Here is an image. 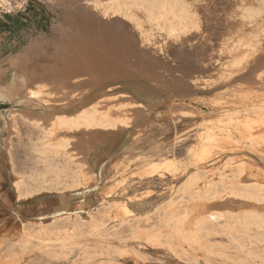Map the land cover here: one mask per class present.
Segmentation results:
<instances>
[{"label":"rangeland","instance_id":"obj_1","mask_svg":"<svg viewBox=\"0 0 264 264\" xmlns=\"http://www.w3.org/2000/svg\"><path fill=\"white\" fill-rule=\"evenodd\" d=\"M64 1L0 16V87L22 74L32 89L28 109L0 99V264H263L264 0H183L189 27L169 38L138 11L146 34L131 23L133 45ZM79 16L98 30L86 36ZM99 40L129 62L107 96L57 70ZM211 213L221 224L201 231Z\"/></svg>","mask_w":264,"mask_h":264},{"label":"bare ground","instance_id":"obj_2","mask_svg":"<svg viewBox=\"0 0 264 264\" xmlns=\"http://www.w3.org/2000/svg\"><path fill=\"white\" fill-rule=\"evenodd\" d=\"M52 4H55V5H58V0H49ZM81 1V4L83 5V10H84V12L86 13L87 12V16L89 15H93L94 16V18H95V21H90L89 20V18L90 17H80L81 18V22H80V26H82L83 28H85L86 27V30L88 31V34H86V36L88 35V36H90V34H89V32L91 31V30H93L94 31V27H92V28H90L91 27V25L90 24H88L89 23V21H90V23L92 24V23H94L95 22V25H97V27H98V29L95 27V29H97L98 30V32L100 31V33H103L102 35H104V33L106 34L107 32H111L112 34H114V33H119V35H117V34H115L114 36H118L119 38H121V39H119L118 41H122V42H125V43H129L130 45L132 44H141V42H143V41H141V37H140V41H137V39L135 38L136 36H138V33L135 31V33H136V36H133V35H129V31H128V29H130L131 30V27L133 26V24L140 30V33L141 34H144L145 32H143L144 30H142V28H143V26H144V21L146 20V22L150 25V28L152 29V30H154V31H158V33L160 32V34H162V36L164 35V37L165 36H168V38L170 37V36H174L176 33H179V32H181V31H183V30H185L187 27H189V23H190V21H189V15H190V11L191 10H189V7L186 5V3L183 1V0H95L96 2H95V6H94V8H93V10H98V12H100V14H103L104 15V18H101V17H99V15H97V12L96 13H94L93 11H91L90 10V8L87 6V0H80ZM196 1V0H195ZM207 1V0H206ZM210 1V0H209ZM229 1H231V0H229ZM244 1V0H243ZM258 1V0H257ZM263 1V0H262ZM63 2V4H64V0H60V3H62ZM191 2V1H190ZM189 2V3H190ZM216 2V1H215ZM218 2V1H217ZM219 2H220V0H219ZM218 2V3H219ZM222 2V1H221ZM224 2V1H223ZM237 2V1H236ZM242 2V1H241ZM254 2H255V0H254ZM254 2H253V4L252 5H257L258 4V2H257V4L255 3L254 4ZM196 3V5L198 6L199 4H200V2L199 3H197V2H195ZM195 3H194V5H195ZM225 3H227L228 5H230L229 3H228V1L227 2H225ZM232 3V2H231ZM246 3V2H245ZM247 3H248V1H247ZM260 3H263V2H260ZM93 4V3H92ZM210 4H212L211 3V1H210ZM214 4V3H213ZM217 4V3H216ZM221 4V3H220ZM235 4V3H234ZM239 4V3H238ZM237 4V5H238ZM249 4H251L250 2H249ZM193 5V6H194ZM202 5V4H201ZM200 5V6H201ZM223 6H224V3L222 4ZM222 5H220V6H222ZM261 5V4H260ZM259 5V6H260ZM61 6H63V5H61ZM197 6H196V8H197ZM204 6H206V5H203V7ZM208 6V5H207ZM206 6V7H207ZM215 6V5H214ZM227 6V5H226ZM233 6V5H232ZM236 6V5H235ZM245 6V5H244ZM243 6V7H244ZM258 6V7H259ZM262 6H264V5H262ZM91 7V6H90ZM192 7V6H191ZM199 7V6H198ZM212 7V5L210 6V8ZM218 7V6H217ZM225 7V6H224ZM239 7V6H238ZM248 7H249V5H248ZM257 7V6H256ZM261 7V6H260ZM82 8V7H81ZM201 8V7H200ZM205 8V7H204ZM202 9V10H205V9ZM230 9V7H228L227 6V9ZM246 8V7H245ZM264 8V7H263ZM67 9V8H66ZM207 9H208V7H207ZM64 10H65V7H64ZM199 10H201V9H199ZM218 10V9H217ZM88 11H90L91 12V14H88L89 12ZM138 11H142V12H144V14H145V20H142L140 17L141 16H139L138 14H137V12ZM213 11V10H212ZM229 11V10H228ZM258 11V10H257ZM264 11V10H263ZM83 12V13H84ZM194 12V11H193ZM202 12V11H201ZM204 12V11H203ZM206 12V11H205ZM218 12V11H217ZM233 12V11H232ZM241 12V11H240ZM239 12V13H240ZM84 13V14H85ZM191 13H192V11H191ZM238 13V12H237ZM238 13V14H239ZM242 13V12H241ZM240 13V14H241ZM244 13V12H243ZM232 14V13H231ZM234 14V13H233ZM223 15H225L224 13H223ZM237 15V14H236ZM242 15V14H241ZM84 16V15H83ZM198 16V15H197ZM201 16V15H200ZM203 17H204V14L202 15ZM206 16V15H205ZM208 16V15H207ZM221 16V15H220ZM217 17V16H216ZM223 17V16H222ZM226 17V16H225ZM237 18H238V15L236 16ZM93 18V17H92ZM91 18V20H94V19H92ZM143 18V17H142ZM192 18V17H191ZM196 16H195V20H196ZM208 18H209V16H208ZM229 18V17H228ZM234 18V17H233ZM233 18H231V21H233L234 19ZM236 18V19H237ZM252 18L253 17H251L250 16V14L248 15V19H249V23H248V25L249 24H251L253 21H252ZM216 19V18H215ZM220 19H221V17H220ZM224 19V18H223ZM222 19V20H223ZM233 19V20H232ZM235 19V20H236ZM241 18H239V20H240ZM257 19V18H256ZM198 20V19H197ZM206 20V19H205ZM211 20V19H210ZM221 20V21H222ZM226 20H227V18H226ZM234 20V21H235ZM241 20H243V19H241ZM241 20H240V22H241ZM245 20V19H244ZM125 21H126V23H125ZM202 21V20H201ZM207 21V20H206ZM216 21H217V19H216ZM228 21V20H227ZM226 21V22H227ZM203 22V21H202ZM208 22V21H207ZM212 22V21H211ZM239 22V21H238ZM237 22V23H238ZM245 22V21H244ZM258 22V21H257ZM131 23H132V26H131ZM200 23V22H199ZM219 23V22H218ZM235 23V22H234ZM234 23H233V26H234ZM254 23V22H253ZM260 23V22H259ZM87 24H88V26H87ZM147 24V25H148ZM197 24V23H196ZM207 24V23H206ZM227 24H228V22H227ZM226 24V25H227ZM236 24V23H235ZM243 24V23H242ZM255 24V23H254ZM93 25V24H92ZM201 25V24H200ZM225 25V26H226ZM241 25V24H240ZM246 25V24H245ZM248 25H246L247 26V28L249 27ZM258 25V24H257ZM129 26H130V28H129ZM214 26V25H213ZM225 26H224V28H225ZM229 26V25H228ZM251 26H252V24H251ZM256 26V25H255ZM259 26V25H258ZM82 27H81V29H82ZM88 27V28H87ZM209 27V26H208ZM227 27V26H226ZM230 27V26H229ZM228 27V28H229ZM232 27V26H231ZM230 27V28H231ZM257 27V26H256ZM91 30H90V29ZM148 28H149V26H148ZM198 28V27H197ZM234 28V27H233ZM246 28V27H245ZM254 28V27H253ZM80 29V30H81ZM133 29V28H132ZM191 29V28H190ZM203 29V28H202ZM238 29V28H237ZM252 29V28H251ZM85 30V31H86ZM90 30V31H89ZM96 30V31H97ZM134 30V29H133ZM132 30V31H133ZM136 30V29H135ZM188 30V29H187ZM204 30V29H203ZM227 30V29H226ZM230 29H228V31H229ZM233 30V29H232ZM234 30H236V29H234ZM253 30V29H252ZM257 30V28L255 29V31ZM83 31H84V29H83ZM86 31V32H87ZM96 31H95V33H96ZM138 31V30H137ZM146 31V30H145ZM149 31V30H148ZM147 31V32H148ZM199 31V30H198ZM238 31H240V30H238ZM98 32H97V34H98ZM196 32V31H195ZM222 32V31H221ZM248 32V31H247ZM258 32V30L256 31V32H254V33H257ZM81 33V32H80ZM91 33V32H90ZM93 33V32H92ZM121 33V34H120ZM134 33V32H133ZM228 33V32H227ZM231 34H233L234 33V31L233 32H230ZM241 33V32H240ZM242 33H243V31H242ZM244 33H246L245 31H244ZM83 35H84V33H82ZM81 34V35H82ZM108 34V33H107ZM146 34V33H145ZM180 34V33H179ZM189 34V33H188ZM190 34H191V32H190ZM200 34H202V33H200ZM220 34H222V33H220ZM250 34V33H249ZM83 35L82 36H80V37H82V38H85V35H84V37H83ZM109 35V34H108ZM155 35V34H154ZM187 35V34H186ZM196 35V34H195ZM244 35V34H243ZM247 35V34H246ZM94 36H96L95 34H94ZM94 36H92V37H94ZM100 37L101 35H97V37ZM107 36V35H106ZM105 35L104 36H102L103 38H105L106 37ZM110 36V35H109ZM114 36H111V37H114ZM116 36V37H117ZM191 36L192 35H190L189 37L191 38ZM232 36V35H231ZM256 36V35H255ZM110 37V38H111ZM118 37H117V39H118ZM159 37V36H158ZM161 37V36H160ZM186 37H188V36H186ZM185 37V39H187ZM199 37V36H198ZM205 37V36H204ZM222 37V36H221ZM238 37V36H237ZM253 37V36H252ZM86 38H88V37H86ZM101 38V37H100ZM110 38H109V41H110V43L112 42L111 40H110ZM138 38V37H137ZM146 38V37H145ZM162 38V37H161ZM166 38V37H165ZM189 38V39H190ZM227 39H228V36L226 37ZM232 38V37H231ZM231 38H229V39H231ZM234 38V37H233ZM92 39V38H91ZM96 39V38H95ZM98 39V38H97ZM105 39H107V38H105ZM117 39L115 38V40H113L114 42L116 41L117 42ZM139 39V38H138ZM143 39V38H142ZM157 39V38H156ZM189 39H188V41H189ZM201 39H202V37H201ZM204 39V38H203ZM212 39V38H211ZM223 39V38H222ZM229 39L227 40V41H229ZM238 39V38H237ZM251 39V38H250ZM88 40V39H87ZM92 40H94V38L92 39ZM92 40H90V43H91V41ZM103 40V39H102ZM166 40V39H165ZM169 40V39H168ZM176 40V39H175ZM200 40V39H199ZM205 40V39H204ZM224 40H226V39H224ZM234 40V39H233ZM240 40V39H239ZM244 40L246 41V40H248V39H245L244 38ZM47 41V44H49L50 42H48V40H37L35 43H34V45L35 46H37L38 47V45H41V44H43L44 46L46 45V42ZM108 41V42H109ZM161 41V40H160ZM181 41H183V40H181ZM185 41V40H184ZM183 41V42H184ZM188 41H185V42H188ZM191 41H193V39L191 40ZM243 41V40H242ZM45 44H44V43ZM98 43L99 42H101L100 40L99 41H97ZM106 41L104 40V41H102V43H104V45H102V43L100 44H98V43H96L95 44V46L94 45H88V46H93V48H91V50H88V49H85V48H83V53L82 52H77V51H75L73 54V57H72V60H71V62H69V63H63L61 66H59V68L57 69L58 70V72L60 73V74H63V75H67V78H71V76H73V77H76V78H86V79H88L89 81L90 80H92L94 83H92V81H90L92 84H94L93 85V87H92V90H91V93H92V95H94V96H98V94H99V96H100V94H103L104 96H107V91H106V87L107 86H109L110 85V83H107L106 82V80L105 79H108V78H111L110 80H116V81H118V78L120 77V76H122V74H124V70L125 69H127V65H128V63L129 62H127V60H125V59H121V57H120V54L118 53V52H115V54L114 53H111V51L110 50H112L111 49V47H110V49L107 47V49H109V51H107L106 50V48H103V47H106L105 45H106V43H105ZM108 42H107V44H108ZM121 42V43H122ZM175 42V41H174ZM173 42V43H174ZM198 42V41H197ZM205 42H207V40L205 41ZM210 42V41H209ZM218 42H220V41H218ZM217 42V43H218ZM249 42L250 41H248V44H249ZM251 42H253V41H251ZM93 43V42H92ZM113 43V42H112ZM119 44L118 46H120V45H122V44ZM125 43H123V44H125ZM153 43V42H152ZM156 43V42H155ZM154 43V44H155ZM161 43H163V41L161 42ZM169 43H170V41H169ZM181 43V42H180ZM199 43V42H198ZM200 43H202V42H200ZM204 43V42H203ZM202 43V44H203ZM214 43V42H213ZM233 43H235V42H233ZM236 43H238V41L236 42ZM129 44H128V47H129ZM160 44V43H159ZM172 44V43H171ZM170 44V45H171ZM187 44H189V43H187ZM186 44V45H187ZM193 44V43H192ZM225 44H226V42H225ZM228 44V43H227ZM230 44V43H229ZM243 44H244V41H243ZM33 45V46H34ZM42 45V46H43ZM97 45V46H96ZM99 45V46H98ZM108 45H110V44H108ZM112 45H115V47L117 46V43L116 44H112ZM148 45V44H147ZM146 45V46H147ZM151 45V44H150ZM167 45V44H166ZM194 45V44H193ZM47 46V45H46ZM123 46V45H122ZM139 46V45H138ZM36 47V48H37ZM40 47V46H39ZM123 47H125V45L123 46ZM121 48V49H124V48ZM166 47V46H165ZM32 48V47H31ZM118 49L120 48V47H117ZM126 48V47H125ZM30 49V48H29ZM28 49V50H29ZM38 49V48H37ZM76 49V48H75ZM180 49V48H179ZM31 50V49H30ZM86 50V51H85ZM127 50V49H126ZM165 51V50H164ZM178 51V50H177ZM28 52V51H27ZM82 53V54H81ZM117 53V54H116ZM24 56H26V54H25V52H22V53H19V54H13V55H11L10 56V60H9V62H10V64H11V66L10 67H12L13 69H15V67L17 66V64H18V61L19 60H21ZM76 58H75V57ZM127 56V55H126ZM128 57V56H127ZM127 57H126V59H127ZM129 58V57H128ZM56 70V71H57ZM5 73H7V72H5ZM109 75H111V76H114V77H107V76H109ZM5 76V75H4ZM4 76H2V79L4 78ZM124 76H126V75H124ZM0 77H1V75H0ZM14 77V76H13ZM127 78H129L128 76H126ZM125 78V77H124ZM127 78H125V79H127ZM6 80V79H5ZM114 80V81H115ZM120 80V79H119ZM128 80V79H127ZM124 81V80H123ZM130 81V80H129ZM119 82V81H118ZM125 82H128V81H125ZM109 84V85H108ZM117 87H120V86H117ZM112 89H113V87H111ZM110 88V89H111ZM28 91H30L31 93H32V89H30V88H28V86H26V80H25V78L23 77V75L21 74V75H18V74H15V77L12 79V80H8L5 84L3 83V86L2 87H0V99H4V100H8V101H10V103L12 102V103H15L16 102V104L17 103H19L21 106H23L24 107V109H28V104L30 103V101H29V95L31 96V94H30V92H28ZM110 91V90H109ZM91 95V96H92ZM102 95V96H103ZM91 96L90 97H88V98H91ZM103 96V97H104ZM94 98H96V97H94ZM99 98V97H98ZM84 99H86V98H84ZM81 101V100H80ZM6 103V102H5ZM9 103V102H8ZM75 103H78V102H75ZM80 103V102H79ZM78 103V104H79ZM80 104H82V103H80ZM73 105V104H72ZM71 105V106H72ZM75 105V104H74ZM20 106V107H21ZM19 107V106H18ZM31 107V106H30ZM73 107V106H72ZM154 116H156V115H154ZM173 117V116H172ZM184 117V116H183ZM23 119V118H22ZM88 119V118H87ZM175 120V119H174ZM197 121V120H196ZM21 122H23V120L21 121ZM90 122V121H89ZM193 123V122H192ZM21 124V123H20ZM24 124V123H23ZM164 124V123H163ZM162 124V125H163ZM178 124V123H177ZM26 125V124H25ZM161 125V126H162ZM179 126V125H178ZM25 127V126H24ZM23 127V128H24ZM30 127V126H29ZM202 127V126H201ZM171 129V128H170ZM33 133H34V131H32ZM201 132V131H200ZM32 133V134H33ZM40 133V132H39ZM35 134V133H34ZM38 134V133H37ZM41 134H42V132H41ZM195 134V133H194ZM40 135V134H39ZM25 136H26V134H25ZM37 136V135H36ZM36 136H34V137H36ZM186 136H187V134H186ZM199 136V135H198ZM23 137V136H22ZM203 138V137H202ZM27 140V139H26ZM33 140V139H32ZM25 141V140H24ZM27 143V142H26ZM79 143V142H78ZM70 162H71V164H73V162L70 160ZM16 165V164H15ZM24 166V165H23ZM29 166V165H28ZM37 166V165H36ZM17 167V166H16ZM252 167V166H251ZM250 167V168H251ZM254 167V166H253ZM256 167V166H255ZM33 168V167H32ZM59 168V167H58ZM249 168V169H250ZM259 168V167H258ZM23 169V168H22ZM31 169V168H30ZM37 169V168H36ZM35 169V170H36ZM254 169V168H253ZM255 169H257V168H255ZM24 170V169H23ZM259 170V169H258ZM264 170V169H263ZM263 170H259V171H261V172H263ZM22 171V170H21ZM25 171V170H24ZM34 171V170H33ZM259 171H258V174H260L259 173ZM30 172H32V171H30ZM250 172V171H249ZM33 173V172H32ZM251 173V172H250ZM35 174V173H34ZM51 174H53V173H51ZM226 174V173H225ZM252 174V173H251ZM262 174V173H261ZM248 175V174H247ZM263 175H264V173H263ZM37 176V175H36ZM257 176V175H256ZM39 178H42L43 177V175H39L38 176ZM233 177V176H232ZM247 178H249V176L247 177ZM29 182V181H28ZM212 188V184H210L209 186H208V189H211ZM224 188V187H223ZM239 188V187H238ZM217 188L216 187H214L213 189H212V194L214 195L216 192H217V190H216ZM225 189V188H224ZM241 191H238V192H236L235 194H238V195H241V196H243V197H248L249 196V194H245V192H247V191H249V189H246V188H239ZM259 189H263V188H259ZM243 191H244V193H243ZM28 192V191H27ZM250 192V191H249ZM251 194V193H250ZM245 204V203H244ZM101 210V209H100ZM130 212H132V211H130ZM90 215V214H89ZM97 215V214H96ZM95 216V215H94ZM96 217V216H95ZM97 217H98V215H97ZM223 216L222 215H220V214H216V213H211L210 215H209V219L208 220H206V221H203L202 223H201V231H206L207 233H209V232H212V231H214V230H216V226L217 225H219V224H221V221H220V219L222 218ZM92 218V217H91ZM246 218H251L250 216L249 217H245V219ZM68 219V218H67ZM74 219V218H73ZM230 218H228V220H229ZM240 219V218H239ZM94 220V219H93ZM92 220V221H93ZM67 222V221H66ZM98 222H99V220H98ZM107 222V221H106ZM250 222H252L251 221V219H250V221H249V219H246V221H245V223H243V224H245V228H244V231H243V237L244 238H247V237H250V231H251V229H250V227H249V223ZM80 223V222H79ZM156 223V222H155ZM57 224V223H56ZM65 224V223H64ZM254 224H256V225H263L264 226V222H254ZM59 225V224H58ZM62 225V224H61ZM60 225V226H61ZM71 226V225H70ZM104 226V225H103ZM150 226V225H149ZM148 226V227H149ZM59 227V226H58ZM75 227V226H74ZM220 227H222V226H220ZM55 228V227H54ZM150 228V227H149ZM223 228V227H222ZM225 228V227H224ZM61 229V228H60ZM63 229V228H62ZM99 229H101V228H99ZM125 229H126V227H125ZM264 229V228H263ZM53 230V229H52ZM56 230V229H55ZM67 230V229H66ZM70 230V229H69ZM74 230V229H73ZM198 230H200V229H198ZM253 230V229H252ZM255 231V230H254ZM258 231V230H257ZM126 232V231H125ZM129 232V231H128ZM229 233V232H228ZM232 235V234H231ZM233 236V235H232ZM227 238V237H226ZM235 238V237H234ZM233 238V239H234ZM198 239V238H197ZM217 239V238H216ZM215 239V240H216ZM229 239V238H228ZM213 240V239H212ZM220 240V239H219ZM227 240V239H226ZM261 241V240H260ZM197 242V241H196ZM236 242H237V239H236ZM240 244V243H239ZM242 245V244H241ZM262 249V248H261ZM71 250V249H70ZM233 250V249H232ZM248 251V250H247ZM222 253H224V252H222ZM250 253V252H249ZM212 254V253H211ZM251 254V253H250ZM249 254V255H250ZM252 255V254H251ZM208 256V255H207ZM244 257V256H243ZM255 257V256H254ZM258 258V257H257ZM211 259V258H210ZM213 259V258H212ZM218 260V259H217ZM261 260V259H260ZM261 262H263V261H261ZM226 264V263H225ZM258 264V263H257ZM264 264V263H263Z\"/></svg>","mask_w":264,"mask_h":264},{"label":"built area","instance_id":"obj_3","mask_svg":"<svg viewBox=\"0 0 264 264\" xmlns=\"http://www.w3.org/2000/svg\"><path fill=\"white\" fill-rule=\"evenodd\" d=\"M44 2L45 0H0V16L25 13L30 7Z\"/></svg>","mask_w":264,"mask_h":264}]
</instances>
